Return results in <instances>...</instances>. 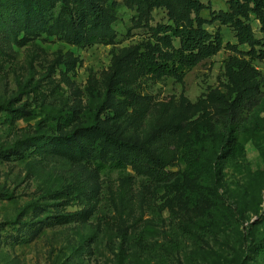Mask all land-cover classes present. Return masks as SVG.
<instances>
[{"label": "rangeland", "instance_id": "1", "mask_svg": "<svg viewBox=\"0 0 264 264\" xmlns=\"http://www.w3.org/2000/svg\"><path fill=\"white\" fill-rule=\"evenodd\" d=\"M97 1L116 38L80 47L59 13L76 15L88 0H0V264H161L164 245L175 243L176 225L195 233L177 239L176 261L169 263L264 264V254H251L264 245V136L243 140L244 159L213 163L219 191L200 211L185 209L182 179L156 184L131 169L126 179L117 172L102 175L81 152L86 126L98 125L100 138L153 144L159 128L176 124L180 111H188L186 132L203 111L219 121L210 103L191 107L212 90L228 91L230 59L250 60L237 51L250 48L237 45L232 28L214 19L229 10L230 0H202L204 26L222 31L224 48L181 81L134 72L112 80L114 61L155 43L151 27L168 17L156 8L151 19H140L134 0ZM251 24L261 37L255 15ZM250 62L264 73V60ZM113 83L152 101L117 96ZM256 100L248 115H259L264 135V97ZM63 117H72L73 125L65 127ZM215 145L211 136L199 146L208 152Z\"/></svg>", "mask_w": 264, "mask_h": 264}, {"label": "trees", "instance_id": "2", "mask_svg": "<svg viewBox=\"0 0 264 264\" xmlns=\"http://www.w3.org/2000/svg\"><path fill=\"white\" fill-rule=\"evenodd\" d=\"M88 1L89 5L76 15L70 9L59 13V17L64 20L66 32L70 33L74 44L80 47L111 43L116 38V31L108 19L106 9L100 1ZM134 3L138 18L148 21L152 18V10L164 8L168 22L151 27L155 43L148 44L143 49H132L114 61L111 68L112 80L118 81L127 72H134L159 78L173 77L181 81L196 65L224 48L222 31L210 32L204 26L202 0H134ZM251 15H255L260 21L261 37L253 30ZM214 19L231 27L237 45H247L250 50L239 51L236 45H228L229 48L248 56L250 60H264V0H230L229 10L219 11ZM87 20L89 23L84 25ZM39 23L44 25L42 21ZM250 60L238 57L230 59L226 70L228 91L212 90L207 98L191 107L195 109L204 103H210L212 109L217 111L219 121L213 119V122L205 118L203 111L191 121V130L186 132L188 128H185L184 116L188 111H180L176 124L165 123L159 128L153 144L131 142L119 136L100 138L97 135L98 125L86 126L82 129L81 152L102 175L117 172L126 179L130 176L131 169L137 176L156 184L168 185L182 179L185 209L206 210L207 202L210 205L219 191L218 173L213 168V163L219 160L244 159L243 140L264 136L256 121L257 118L260 119L259 115L253 113L251 118L248 115L256 99L264 97V73L255 69ZM111 90L117 96L131 98L135 103L149 104L152 101L149 96L137 94L130 85L121 87L118 83H113ZM14 118L15 116L8 118L11 124L14 123ZM62 124L71 127L72 117H63ZM211 136L216 145L207 152L199 145L200 141ZM34 140L37 144L43 139ZM207 153L211 155L210 158H207ZM179 164L184 166L182 172L172 170ZM231 216L232 214L226 213L225 219L232 221ZM173 232L175 243L164 245L165 257L161 264H173L169 263V258L175 263L177 239L195 233L180 225H176ZM251 254H264V245H256Z\"/></svg>", "mask_w": 264, "mask_h": 264}]
</instances>
